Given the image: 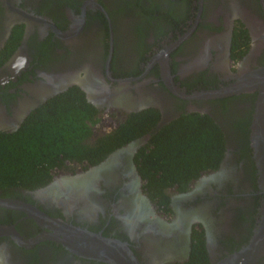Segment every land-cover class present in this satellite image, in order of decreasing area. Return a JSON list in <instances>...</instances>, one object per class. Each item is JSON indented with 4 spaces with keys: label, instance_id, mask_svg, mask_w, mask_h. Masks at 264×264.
Here are the masks:
<instances>
[{
    "label": "flooded vegetation",
    "instance_id": "obj_1",
    "mask_svg": "<svg viewBox=\"0 0 264 264\" xmlns=\"http://www.w3.org/2000/svg\"><path fill=\"white\" fill-rule=\"evenodd\" d=\"M263 63L264 0H0L1 131L69 89L96 109L94 135L151 109L154 128L205 116L224 139L216 164L182 187L146 185L145 131L94 162L64 160L42 184L0 185V200L118 239L136 264H184L196 243L209 264L220 260L249 241L260 217L251 137L258 89L200 92ZM51 231L0 202V264H110L67 249Z\"/></svg>",
    "mask_w": 264,
    "mask_h": 264
},
{
    "label": "trees",
    "instance_id": "obj_2",
    "mask_svg": "<svg viewBox=\"0 0 264 264\" xmlns=\"http://www.w3.org/2000/svg\"><path fill=\"white\" fill-rule=\"evenodd\" d=\"M70 90L51 97L30 111L12 131L0 130V185L36 186L47 181L64 160L94 162L123 141L150 131L138 168L146 185L157 191L174 183L184 186L199 169L214 166L224 139L205 116H183L154 128V112L130 113L109 132L96 131V109L73 99ZM184 264H209L199 243Z\"/></svg>",
    "mask_w": 264,
    "mask_h": 264
},
{
    "label": "water",
    "instance_id": "obj_3",
    "mask_svg": "<svg viewBox=\"0 0 264 264\" xmlns=\"http://www.w3.org/2000/svg\"><path fill=\"white\" fill-rule=\"evenodd\" d=\"M253 87L258 89L251 137L259 168V185L263 192V199L259 207L260 217L246 244L212 264H253L264 255V63L258 71L252 75L239 77L231 85L200 92L203 96H218ZM115 99L119 98H113L112 100L115 101ZM105 165L101 164L100 167ZM0 202L3 205L20 208L33 215L37 221L52 229L48 234L50 238L59 241L67 249L79 255L104 260L110 264H136L125 243L118 239L66 223L58 218L49 217L27 203L13 200H0Z\"/></svg>",
    "mask_w": 264,
    "mask_h": 264
},
{
    "label": "rangeland",
    "instance_id": "obj_4",
    "mask_svg": "<svg viewBox=\"0 0 264 264\" xmlns=\"http://www.w3.org/2000/svg\"><path fill=\"white\" fill-rule=\"evenodd\" d=\"M109 125H111V124H106V125H103L102 127H100V126H97V127H94V128H96V129H102L103 128V130H105L104 128H107V126H109ZM99 129V130H100ZM102 131V130H101Z\"/></svg>",
    "mask_w": 264,
    "mask_h": 264
}]
</instances>
